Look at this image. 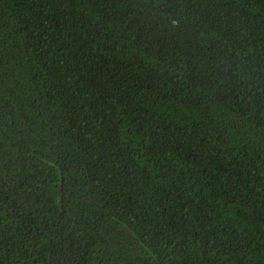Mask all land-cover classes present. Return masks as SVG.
<instances>
[{"label": "trees", "instance_id": "1", "mask_svg": "<svg viewBox=\"0 0 264 264\" xmlns=\"http://www.w3.org/2000/svg\"><path fill=\"white\" fill-rule=\"evenodd\" d=\"M0 264H264V0H0Z\"/></svg>", "mask_w": 264, "mask_h": 264}]
</instances>
